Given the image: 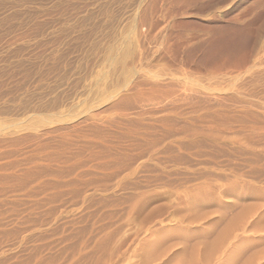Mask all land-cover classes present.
<instances>
[{
    "label": "rangeland",
    "instance_id": "obj_1",
    "mask_svg": "<svg viewBox=\"0 0 264 264\" xmlns=\"http://www.w3.org/2000/svg\"><path fill=\"white\" fill-rule=\"evenodd\" d=\"M6 1L0 264H264V0Z\"/></svg>",
    "mask_w": 264,
    "mask_h": 264
},
{
    "label": "bare ground",
    "instance_id": "obj_2",
    "mask_svg": "<svg viewBox=\"0 0 264 264\" xmlns=\"http://www.w3.org/2000/svg\"><path fill=\"white\" fill-rule=\"evenodd\" d=\"M5 1H6V0H5ZM10 1H13V0H10ZM10 1H9V2H10ZM19 1H24V3H25V0H19ZM28 1H29V0H28ZM30 1H31V0H30ZM88 1H89V0H88ZM125 1H126V0H125ZM142 1H143V0H142ZM2 2H3V1H2ZM6 2H7V1H6ZM9 2H8V3H9ZM17 2H18V1H17ZM17 2H16V5H17ZM115 2H116V1H115ZM8 3H7V4H8ZM20 3L23 4L22 2H20ZM35 3H36V1H35ZM139 3H140V2H139ZM141 3H142V2H141ZM3 4H6V3H3ZM7 4H6V5H7ZM12 4H13V3L9 4V6L12 5ZM0 5H1V4H0ZM6 5H5V8H7V9H11V8L13 7V6H11V8H8V7H6ZM26 5H27V4H26ZM26 5H24V6H26ZM72 5H73V4H72ZM72 5H70V6H72ZM84 5H85V4H84ZM91 5H92V4H91ZM2 6H4V5H2ZM18 6L21 7V5H18ZM22 6H23V5H22ZM66 6H67V5H66ZM19 7H18V8H19ZM87 7H88V6H87ZM99 7H100V6H99ZM138 7H139V6H138ZM0 8H1V7H0ZM14 8H15V7H14ZM24 8H25V7H24ZM24 8L22 7V9H24ZM72 8H73V7H72ZM7 9H4V10L7 11V12L10 11V10H7ZM16 9H17V8H16ZM1 10H2V9H1ZM4 10H2V12H3ZM63 10H64V9H63ZM66 10H67V9H66ZM136 10H137V9H136ZM14 11H16V10H14ZM99 11H100V10H99ZM0 12H1V11H0ZM10 12H11V11H10ZM10 12H9V14H10ZM19 12H21V11H19ZM23 12H24V11H23ZM23 12H21V13H23ZM68 12H69V11H68ZM82 12H83V11H82ZM107 12H108V11H107ZM137 12H138V11H136V13H137ZM5 13H6V12H3V13H2V16H3ZM13 13H14V12H13ZM16 13H17V12H16ZM6 14H8V13H6ZM11 14H12V13H11ZM113 14H114V13H113ZM115 14H116V13H115ZM12 15H13V14H12ZM22 15H23V14H22ZM62 15H63V14H62ZM110 15H111V14H110ZM122 15H123V14H122ZM4 16H5V15H4ZM10 16H11V15H10ZM10 16H8V17H10ZM47 16H49V15H47ZM101 16H102V18H104L105 15H101ZM108 16H109V15L107 14V17H105V18L107 19ZM136 16H138V14H137ZM5 17H6V16H5ZM5 17H4V19H5ZM11 17H12V16H11ZM13 17H16V18H17V16H13ZM13 17H12V19L14 20ZM18 17H19V15H18ZM91 17H92V16H91ZM119 17H120V16H119ZM119 17H118V18H119ZM133 17L135 18L134 15L132 16V18H133ZM0 18H1V17H0ZM20 18H21V17H20ZM89 18H90V17H89ZM105 18H104V19H105ZM109 18H110V17H109ZM111 18L114 19V16L111 17ZM141 18H142V17H141ZM143 18H144V17H143ZM2 19H3V18H2ZM17 19H18V18H17ZM116 19H117V18H116ZM120 19H122V18L120 17ZM120 19H119V20H120ZM123 19H124V18H123ZM128 19H129V17H128ZM130 19H131V18H130ZM135 19H136V18H135ZM138 19H139V18H137V20H138ZM18 20H19V19H18ZM107 20H108V19H107ZM109 20H110V19H109ZM114 20H115V19H114ZM114 20H113V21H114ZM117 20H118V19H117ZM0 21H1V19H0ZM2 21H3V20H2ZM4 21H8V20H7V17H6V19H5ZM10 21H11V20H10ZM53 21H54V20H53ZM111 21H112V20H111ZM111 21H110V22H111ZM115 21H116V20H115ZM120 21H121V20H120ZM133 21L136 22L135 20H133ZM141 21H143V20H141ZM141 21H140V23H141ZM100 22H101V20H100ZM100 22H99V23H100ZM104 22H105V20H104ZM106 22H109V21H106ZM117 22H119V21H117ZM121 22H122V21H121ZM127 22H128V21H127ZM137 22H138V21H137ZM0 23H1V22H0ZM3 23H4V22H3ZM6 23H9V22H6ZM115 23H116V22H115ZM122 23H123V22H122ZM132 23H133V22H131V24H132ZM106 24H107V23H106ZM106 24H105V25H106ZM109 24H110V23H109ZM43 25H44V24H43ZM107 25H108V24H107ZM122 25H123V24H122ZM1 26H2V24H1ZM18 26H19V25H18ZM108 26H109V25H108ZM110 26H114V25H110ZM110 26H109V27H110ZM2 27H3V26H2ZM23 27H24V26H23ZM95 27H96V26H95ZM106 27H107V26H106ZM118 27H119V26H118ZM131 27H132V26H131ZM39 28H40V27H39ZM43 28H44V27H43ZM107 28H108V27H107ZM112 28H113V27H111L110 29L112 30ZM114 28H115V27H114ZM122 28H123V27H122ZM122 28H121V29H122ZM35 30H36V29H35ZM28 31H29V30H28ZM66 31H67V30H66ZM91 33H92V32H91ZM102 33H103V32H102ZM96 34H97V33H96ZM120 34H121V33H120ZM69 35H70V34H69ZM91 35H92V34H91ZM117 35H118V33H117ZM125 35H126V34H125ZM125 35H124V36H125ZM34 36H35V35H34ZM63 36H64V35H63ZM122 36H123V35H122ZM122 36H120V37H122ZM65 37H66V36H65ZM67 37H68V36H67ZM111 37H113V36H111ZM115 37H117V36H115ZM118 37H119V36H118ZM126 37H127V36H126ZM85 38H86V37H85ZM114 40H115V39L113 38V42H114ZM117 40H118V39H117ZM117 40H115V41H117ZM51 41H52V40H51ZM111 41H112V40H111ZM122 41H123V40H122ZM128 41H129V40H128ZM88 42H89V41H88ZM129 43L131 44V42H129ZM41 44H42V43H41ZM53 44H54V43H53ZM123 44H124V43H123ZM10 45H11V44H10ZM125 45H127V44H125ZM27 46H28V45H27ZM82 46H83V45H82ZM111 46H112V45H111ZM113 46H114V45H113ZM53 47H54V46H53ZM110 48H111V47H110ZM118 48H119V47H118ZM121 48H122V47H121ZM130 48H131V47H130ZM126 49H127V48H126ZM128 49H129V48H128ZM61 50H62V49H61ZM132 50H133V49H132ZM132 50H131V51H132ZM115 51H117V49H116ZM123 51H124V50H123ZM52 52H53V51H52ZM110 52H111V51H110ZM41 53H42V52H41ZM113 53H114V52H113ZM132 53H133V52H132ZM111 54H112V53H111ZM117 54H118V53H117ZM12 56H13V55H12ZM26 56H27V55H26ZM110 56H111V55H110ZM113 56H115V55L113 54ZM40 58H41V57H40ZM109 58H110V57H109ZM113 58H114V57H113ZM105 59H106V58H105ZM111 59H112V58H111ZM113 60H114V59H113ZM109 61H110V60H109ZM112 62H113V61H112ZM113 63H114V62H113ZM114 64H115V63H114ZM59 66H60V65H59ZM70 70H71V69H70ZM72 70H73V69H72ZM6 72H7V71H6ZM18 74H19V73H18ZM32 74H33V73H32ZM29 77H30V76H29ZM97 77H98V76H97ZM96 79H98V78H96ZM30 81H31V80H30ZM46 90H47V89H46ZM15 98H16V97H15ZM27 106H28V105H27Z\"/></svg>",
    "mask_w": 264,
    "mask_h": 264
}]
</instances>
